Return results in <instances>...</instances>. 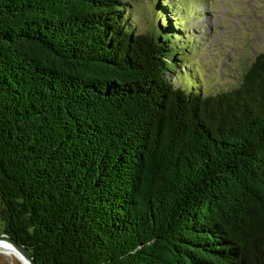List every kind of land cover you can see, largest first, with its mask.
<instances>
[{"label": "trees", "instance_id": "trees-1", "mask_svg": "<svg viewBox=\"0 0 264 264\" xmlns=\"http://www.w3.org/2000/svg\"><path fill=\"white\" fill-rule=\"evenodd\" d=\"M129 7L0 0V233L36 264H264V53L187 92L168 2L148 33Z\"/></svg>", "mask_w": 264, "mask_h": 264}, {"label": "rangeland", "instance_id": "rangeland-1", "mask_svg": "<svg viewBox=\"0 0 264 264\" xmlns=\"http://www.w3.org/2000/svg\"><path fill=\"white\" fill-rule=\"evenodd\" d=\"M157 1L128 0V15L137 32L148 33L158 23ZM165 1L180 21V44L186 49L182 70L170 79L187 92L210 95L238 87L256 56L264 53V0ZM178 72L180 78L174 79ZM0 264L23 263L0 251Z\"/></svg>", "mask_w": 264, "mask_h": 264}, {"label": "water", "instance_id": "water-1", "mask_svg": "<svg viewBox=\"0 0 264 264\" xmlns=\"http://www.w3.org/2000/svg\"><path fill=\"white\" fill-rule=\"evenodd\" d=\"M0 241H6L13 246L19 253L23 255V257L29 262V264H36V261L30 254V252L26 249L25 246L17 242L15 239L8 235H0Z\"/></svg>", "mask_w": 264, "mask_h": 264}, {"label": "bare ground", "instance_id": "bare-ground-1", "mask_svg": "<svg viewBox=\"0 0 264 264\" xmlns=\"http://www.w3.org/2000/svg\"><path fill=\"white\" fill-rule=\"evenodd\" d=\"M0 251L5 252V254L8 256L14 255L23 264H29V262L23 257V255L19 253L16 249H14L13 246L6 241H0Z\"/></svg>", "mask_w": 264, "mask_h": 264}]
</instances>
